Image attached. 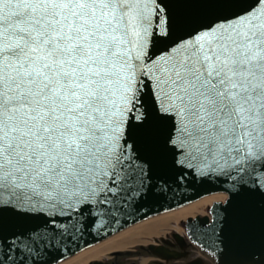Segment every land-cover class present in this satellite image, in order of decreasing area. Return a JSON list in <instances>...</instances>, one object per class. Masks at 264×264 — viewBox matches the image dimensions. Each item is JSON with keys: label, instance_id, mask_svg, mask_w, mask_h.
<instances>
[{"label": "snow or ice", "instance_id": "1", "mask_svg": "<svg viewBox=\"0 0 264 264\" xmlns=\"http://www.w3.org/2000/svg\"><path fill=\"white\" fill-rule=\"evenodd\" d=\"M192 183L213 264H264V0H0V264Z\"/></svg>", "mask_w": 264, "mask_h": 264}, {"label": "water", "instance_id": "2", "mask_svg": "<svg viewBox=\"0 0 264 264\" xmlns=\"http://www.w3.org/2000/svg\"><path fill=\"white\" fill-rule=\"evenodd\" d=\"M225 194L219 185L192 183L190 186L169 193L166 198L149 200L141 212L122 217L118 223H111L98 232L85 235L62 254L60 264L89 251L145 220L165 214H183L178 221L182 234L171 232L167 237L157 238L152 243H133L110 250L107 259L92 260L86 264H213L212 254L206 252L202 241L199 221L211 213L209 209L217 202H223ZM188 248L197 254L190 258Z\"/></svg>", "mask_w": 264, "mask_h": 264}, {"label": "bare ground", "instance_id": "3", "mask_svg": "<svg viewBox=\"0 0 264 264\" xmlns=\"http://www.w3.org/2000/svg\"><path fill=\"white\" fill-rule=\"evenodd\" d=\"M178 221H183V214L153 216L64 264H86L92 260H104L111 254L110 250L136 242L152 243L157 238L167 237L171 232L182 234Z\"/></svg>", "mask_w": 264, "mask_h": 264}, {"label": "flooded vegetation", "instance_id": "4", "mask_svg": "<svg viewBox=\"0 0 264 264\" xmlns=\"http://www.w3.org/2000/svg\"><path fill=\"white\" fill-rule=\"evenodd\" d=\"M187 250H188V252L190 254V258H192V257L195 256V253H193V250L192 249L188 248Z\"/></svg>", "mask_w": 264, "mask_h": 264}]
</instances>
